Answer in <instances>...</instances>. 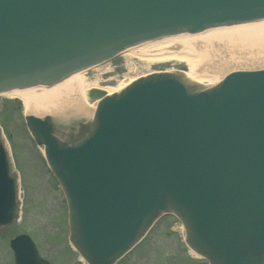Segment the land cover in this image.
<instances>
[{
  "label": "water",
  "instance_id": "obj_1",
  "mask_svg": "<svg viewBox=\"0 0 264 264\" xmlns=\"http://www.w3.org/2000/svg\"><path fill=\"white\" fill-rule=\"evenodd\" d=\"M263 19L264 0H0V94L36 102L25 126L84 264H116L168 217L200 264H264V69L209 87L148 74L100 99L89 118L80 94L65 95L68 77L135 45ZM19 209L0 130V228ZM10 248L13 264H49L25 235Z\"/></svg>",
  "mask_w": 264,
  "mask_h": 264
},
{
  "label": "rangeland",
  "instance_id": "obj_2",
  "mask_svg": "<svg viewBox=\"0 0 264 264\" xmlns=\"http://www.w3.org/2000/svg\"><path fill=\"white\" fill-rule=\"evenodd\" d=\"M100 87L114 88L129 78L155 72H185L179 62H157L146 66L122 56L100 65ZM96 73L89 71L90 81ZM105 93L90 91L89 103L94 104ZM18 101L0 97V130L9 149L14 169L19 176L21 210L19 221L0 229V264H12L8 242L15 235L29 236L40 256L50 264H82L67 241V212L62 193L50 174L43 156L33 143L24 123ZM182 231V230H181ZM173 218L155 222L142 241L116 264H198L183 243V234Z\"/></svg>",
  "mask_w": 264,
  "mask_h": 264
},
{
  "label": "bare ground",
  "instance_id": "obj_3",
  "mask_svg": "<svg viewBox=\"0 0 264 264\" xmlns=\"http://www.w3.org/2000/svg\"><path fill=\"white\" fill-rule=\"evenodd\" d=\"M119 56L129 63L136 60L146 66L157 62L184 63L186 71L182 75L188 78V82L196 86L209 87L233 72L264 69V19L207 29L195 34L181 33L163 37L135 45ZM102 69L95 66L67 78L65 95L74 98H78V94L81 95L79 104H85L87 118L91 116L95 106L89 103L90 91L99 90L110 96L139 78H129L114 88L100 87L99 72L106 71ZM89 71L96 73L93 81L87 77ZM0 97L18 101L24 115L26 111L38 112L36 102L31 98L13 92L0 94ZM42 115L66 118L64 109L42 108ZM190 256L195 258L193 254Z\"/></svg>",
  "mask_w": 264,
  "mask_h": 264
},
{
  "label": "flooded vegetation",
  "instance_id": "obj_4",
  "mask_svg": "<svg viewBox=\"0 0 264 264\" xmlns=\"http://www.w3.org/2000/svg\"><path fill=\"white\" fill-rule=\"evenodd\" d=\"M2 229V228H1ZM16 236V235H15Z\"/></svg>",
  "mask_w": 264,
  "mask_h": 264
}]
</instances>
